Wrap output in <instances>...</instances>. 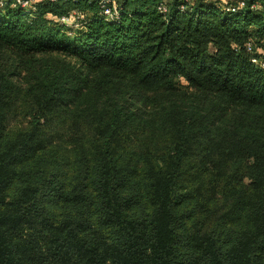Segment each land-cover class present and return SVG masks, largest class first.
<instances>
[{"label":"trees","instance_id":"1","mask_svg":"<svg viewBox=\"0 0 264 264\" xmlns=\"http://www.w3.org/2000/svg\"><path fill=\"white\" fill-rule=\"evenodd\" d=\"M224 1L0 8V264H264V0Z\"/></svg>","mask_w":264,"mask_h":264},{"label":"built area","instance_id":"2","mask_svg":"<svg viewBox=\"0 0 264 264\" xmlns=\"http://www.w3.org/2000/svg\"><path fill=\"white\" fill-rule=\"evenodd\" d=\"M43 1L53 2L55 0H0V8H5L7 6L21 7L34 12L38 9L39 4ZM245 4L246 0H238L237 3H235L234 0L224 1L225 7L232 11H236L239 7L245 6ZM100 5L102 13L109 19H115L119 16L121 5L120 0H100ZM159 9L163 12H166L168 7L165 4H162ZM58 20L70 30V33H72L78 28H82L86 24L88 21V14L78 9H72L59 15ZM248 48L252 50V43L249 44ZM253 60L255 62L259 61L258 58H254Z\"/></svg>","mask_w":264,"mask_h":264}]
</instances>
